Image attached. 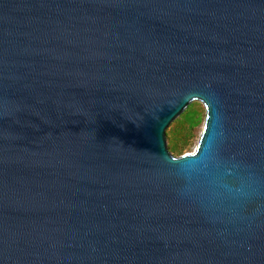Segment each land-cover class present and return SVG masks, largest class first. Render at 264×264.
I'll return each mask as SVG.
<instances>
[{"label":"water","instance_id":"95a60500","mask_svg":"<svg viewBox=\"0 0 264 264\" xmlns=\"http://www.w3.org/2000/svg\"><path fill=\"white\" fill-rule=\"evenodd\" d=\"M0 264H264V0H0Z\"/></svg>","mask_w":264,"mask_h":264},{"label":"trees","instance_id":"16d2710c","mask_svg":"<svg viewBox=\"0 0 264 264\" xmlns=\"http://www.w3.org/2000/svg\"><path fill=\"white\" fill-rule=\"evenodd\" d=\"M206 118L204 105L193 101L167 128L168 148L174 156L190 153L197 145Z\"/></svg>","mask_w":264,"mask_h":264},{"label":"rangeland","instance_id":"374dc122","mask_svg":"<svg viewBox=\"0 0 264 264\" xmlns=\"http://www.w3.org/2000/svg\"><path fill=\"white\" fill-rule=\"evenodd\" d=\"M203 129V128H202ZM202 132V131H201ZM196 147V146H195ZM195 147H194V149H195Z\"/></svg>","mask_w":264,"mask_h":264}]
</instances>
